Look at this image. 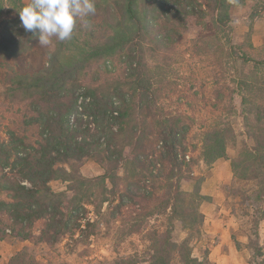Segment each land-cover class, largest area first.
<instances>
[{
  "label": "trees",
  "instance_id": "1",
  "mask_svg": "<svg viewBox=\"0 0 264 264\" xmlns=\"http://www.w3.org/2000/svg\"><path fill=\"white\" fill-rule=\"evenodd\" d=\"M24 4L0 0V105H9L11 112L0 123V239L53 245L70 236L85 243L100 232V223L109 225L128 207L134 213L129 232L139 231L146 217H167L164 229L147 230L143 264H215L207 255H193L205 217L199 205L210 197L201 192V178H194L192 191L180 185L183 178H193L184 158L190 117L165 107L160 85L169 55L193 21L201 29L192 41L193 53L232 67L225 87L229 103L233 94L239 97L253 144L243 146L228 166L235 178L254 181L255 199H261L264 57L252 51L260 54L263 47H254L250 34L240 44L231 39V9L245 0H95L91 27L78 21L72 39L54 38L46 63L30 69L18 59L39 41L21 25ZM257 15L253 10L249 18ZM115 60L124 64L117 73ZM235 138L230 121L211 122L202 133L203 161L210 165L225 157ZM88 157L102 174H81ZM56 179L67 182V189L55 191L49 183ZM88 205L94 208L92 220ZM171 219L186 231L180 241L172 239ZM234 241L239 250L240 242ZM25 256L16 252L8 264L24 263ZM253 256L259 260L251 264H264V246L256 243Z\"/></svg>",
  "mask_w": 264,
  "mask_h": 264
},
{
  "label": "rangeland",
  "instance_id": "2",
  "mask_svg": "<svg viewBox=\"0 0 264 264\" xmlns=\"http://www.w3.org/2000/svg\"><path fill=\"white\" fill-rule=\"evenodd\" d=\"M253 10L258 15L251 20L249 14ZM231 19L232 41L236 44L243 43L247 34H250L253 46L257 49L263 47L260 54L256 51L252 53L264 57V0H245L244 5L231 9ZM250 24L253 26L251 31ZM200 30L191 21L188 30L183 32L169 55L170 66L162 75L160 85L161 102L165 107L190 117L187 121L191 128L185 137L188 151L184 158L191 163L193 178H183L180 185L182 189L192 191L194 178H201V192L210 199L202 201L199 210L216 218V222L208 225L209 231L202 224L201 236L193 244V255L198 258L207 255L209 258V248L215 243L213 241L224 232L233 246L235 255L232 256L238 261L237 264H251V261L259 260L253 256V246L256 243L264 246V196L255 199L254 181L235 178L228 162L243 146H251L253 141L245 133L239 97L233 94L231 104L229 103V93L225 87L232 74V67H228L224 61L222 65H217L211 56L193 53L192 41ZM53 46V40L50 46L38 45L18 60L23 68H38L46 63V51ZM113 67L117 73L124 68V64L115 60ZM2 90L0 82V92ZM215 90L220 91V97H217ZM10 114L9 105H0V123L2 120L6 121ZM219 119L231 122L236 138L227 144L225 157L207 165L201 154L202 133L211 122ZM80 172L84 176L93 177L102 174L104 170L94 158L88 157L80 165ZM49 184L55 191L67 189V182L61 179L52 180ZM0 197L3 195L0 194ZM88 209L91 211L88 217L92 220L96 217L92 212L94 208L88 205ZM102 210H106V204ZM128 211V207H123L120 215L111 220L109 225L100 223V232L90 236L85 243L74 242L70 236L53 245L35 239L4 237L0 239V264H8L13 254L23 251L26 253L25 262L16 264H123L121 259H132L136 264H143L148 259L147 230L164 229L168 224L167 217L165 214L146 217L139 231L129 232L134 213ZM35 226L38 227L39 224ZM171 230L173 240L180 241L186 236V231L176 219H171ZM234 240L240 242L239 250Z\"/></svg>",
  "mask_w": 264,
  "mask_h": 264
},
{
  "label": "clouds",
  "instance_id": "3",
  "mask_svg": "<svg viewBox=\"0 0 264 264\" xmlns=\"http://www.w3.org/2000/svg\"><path fill=\"white\" fill-rule=\"evenodd\" d=\"M95 13V0H26L19 9L22 27L38 35L39 45L44 47L53 38L71 40L78 21L82 27H91L88 17Z\"/></svg>",
  "mask_w": 264,
  "mask_h": 264
},
{
  "label": "crops",
  "instance_id": "4",
  "mask_svg": "<svg viewBox=\"0 0 264 264\" xmlns=\"http://www.w3.org/2000/svg\"><path fill=\"white\" fill-rule=\"evenodd\" d=\"M26 3V0H24ZM205 215L203 227L205 226V230L209 231L208 225L210 223H214L215 217L209 216L207 212H203ZM216 231V230H215ZM216 235H218V232H216ZM220 235V234H219ZM209 249H211L209 253V259L211 261H215L216 264H237V260L233 258V254L235 255L233 246L230 242H228L226 236L224 235V232L219 236V238Z\"/></svg>",
  "mask_w": 264,
  "mask_h": 264
}]
</instances>
